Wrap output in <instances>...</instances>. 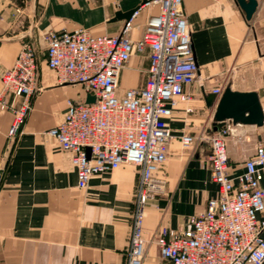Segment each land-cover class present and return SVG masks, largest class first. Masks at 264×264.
<instances>
[{
  "label": "crops",
  "instance_id": "crops-1",
  "mask_svg": "<svg viewBox=\"0 0 264 264\" xmlns=\"http://www.w3.org/2000/svg\"><path fill=\"white\" fill-rule=\"evenodd\" d=\"M192 35L199 77L185 86L189 102H179L168 120L176 139L165 165V192L148 203L145 233L161 226L183 229L188 219L207 209L219 188L212 180L210 147L199 142L186 149L181 136L212 133L214 106L206 99L227 86L259 95L264 113V0L251 20L236 0H183ZM144 0H0V73L10 69L27 42L39 50L43 35L84 28L93 35H119L126 18ZM157 6L145 8L129 38L140 40ZM38 93L20 134L8 133L14 113L0 101V264H128L132 217L140 171L123 165L78 187L70 155L48 135L63 120L69 101L87 100L79 85L62 84L39 53ZM150 59L134 55L119 77L118 94L144 87ZM3 85L0 76V95ZM215 95V94H214ZM218 98V96H217ZM12 97L5 101L11 103ZM187 109H192L188 112ZM228 139L231 172L244 171L258 143L264 145L263 126L234 124ZM145 264H164L156 244Z\"/></svg>",
  "mask_w": 264,
  "mask_h": 264
},
{
  "label": "built area",
  "instance_id": "built-area-1",
  "mask_svg": "<svg viewBox=\"0 0 264 264\" xmlns=\"http://www.w3.org/2000/svg\"><path fill=\"white\" fill-rule=\"evenodd\" d=\"M154 6L159 12L148 20L143 37L129 38L141 12ZM183 8V0H146L115 36H96L84 28L46 32L42 46L48 68L62 84L79 85L87 97H95L94 103L69 101L63 120L48 135L70 155L82 190L92 179L123 165L138 167L128 264H145L152 244L158 246L164 264H264V145L258 143L244 171L234 174L228 156L230 125L180 138L186 149L199 142L209 144L208 161L218 196L208 201L204 212L191 216L183 229L161 226L149 238L145 233L148 203L167 186L165 165L176 139L168 120L179 102L192 99L185 86L199 77ZM39 53L32 42L25 43L13 67L0 73L1 105L14 113L10 139L20 134L32 111ZM146 53L150 66L144 87L119 95L121 71L134 55ZM214 94L221 97L223 88Z\"/></svg>",
  "mask_w": 264,
  "mask_h": 264
},
{
  "label": "water",
  "instance_id": "water-1",
  "mask_svg": "<svg viewBox=\"0 0 264 264\" xmlns=\"http://www.w3.org/2000/svg\"><path fill=\"white\" fill-rule=\"evenodd\" d=\"M236 2L244 11L246 18L251 20L258 8L257 0H236ZM138 9L125 13L123 17L127 21L130 20ZM206 101L209 107L215 103L213 119L216 130L224 127L228 121L234 124L255 125L259 127L264 124L263 109L259 95L255 92H238L232 90L231 86H227L221 97L217 98L213 94ZM86 102L94 103L95 97L89 95ZM88 154L90 156V149H88Z\"/></svg>",
  "mask_w": 264,
  "mask_h": 264
},
{
  "label": "rangeland",
  "instance_id": "rangeland-1",
  "mask_svg": "<svg viewBox=\"0 0 264 264\" xmlns=\"http://www.w3.org/2000/svg\"><path fill=\"white\" fill-rule=\"evenodd\" d=\"M45 50H44V47L42 46V47H40V50H39V52L41 53V52H44Z\"/></svg>",
  "mask_w": 264,
  "mask_h": 264
}]
</instances>
